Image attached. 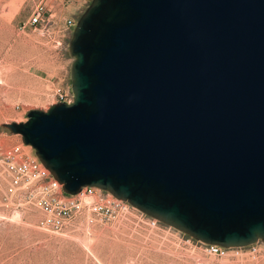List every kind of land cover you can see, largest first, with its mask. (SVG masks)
<instances>
[{
    "label": "water",
    "instance_id": "obj_1",
    "mask_svg": "<svg viewBox=\"0 0 264 264\" xmlns=\"http://www.w3.org/2000/svg\"><path fill=\"white\" fill-rule=\"evenodd\" d=\"M71 103L4 123L75 194L94 186L193 239L264 242V0H90Z\"/></svg>",
    "mask_w": 264,
    "mask_h": 264
},
{
    "label": "rangeland",
    "instance_id": "obj_2",
    "mask_svg": "<svg viewBox=\"0 0 264 264\" xmlns=\"http://www.w3.org/2000/svg\"><path fill=\"white\" fill-rule=\"evenodd\" d=\"M87 4L0 0V264H264L263 241L210 255L176 229L149 228L131 216L104 223L80 217L55 234L38 227L40 211L7 195L5 153L17 145L34 149L3 124L24 122L29 110H46L57 103L58 93L71 91V35L64 32L65 23L76 22ZM38 6L44 20L30 26Z\"/></svg>",
    "mask_w": 264,
    "mask_h": 264
},
{
    "label": "built area",
    "instance_id": "obj_3",
    "mask_svg": "<svg viewBox=\"0 0 264 264\" xmlns=\"http://www.w3.org/2000/svg\"><path fill=\"white\" fill-rule=\"evenodd\" d=\"M89 1L82 0L84 4ZM43 17H45L44 9L38 6L28 23L36 27L43 22ZM65 24L64 32L72 35L76 22L74 19H68ZM56 98L57 103H71L74 95L72 91H66L58 93ZM23 145L30 147V145ZM5 172L8 176L7 195L17 196L24 204L40 211L42 217L38 227L42 230L55 234L61 233L76 218L80 217L86 218L87 223H104L119 217L131 216L149 228L159 225L167 226L144 214L128 202L94 186H83L75 194L66 193L62 184L38 159L35 151L26 152L20 145L5 153ZM183 235L186 237V242L199 243L210 255L221 256L229 249L214 244H205L186 234Z\"/></svg>",
    "mask_w": 264,
    "mask_h": 264
}]
</instances>
